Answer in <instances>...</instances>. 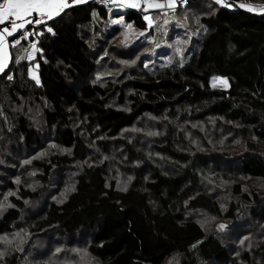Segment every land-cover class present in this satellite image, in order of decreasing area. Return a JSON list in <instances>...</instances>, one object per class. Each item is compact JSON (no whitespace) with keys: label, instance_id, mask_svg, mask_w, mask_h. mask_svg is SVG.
Here are the masks:
<instances>
[{"label":"trees","instance_id":"trees-1","mask_svg":"<svg viewBox=\"0 0 264 264\" xmlns=\"http://www.w3.org/2000/svg\"><path fill=\"white\" fill-rule=\"evenodd\" d=\"M104 4L87 0L34 27L35 60H18L12 50L6 74L0 73V195L14 189L13 158L33 160L41 183L34 191L19 188L17 198L8 199L11 208L0 212V236L14 227L21 232L20 241L27 240L23 254L32 250L26 264H56L49 254L60 245L64 251L57 260L81 245L98 264H264V234L254 250L239 256L229 240L240 217L258 211L256 192L241 193L236 186L223 212L203 181L209 172L264 181V14L216 6L202 17L200 41L182 65L112 81L114 74L106 76L104 69L113 68L99 63L103 70L93 82L88 77L95 59L105 58L116 32L90 46L81 29L91 25L94 12L107 18ZM126 20L145 28L141 13L128 10ZM213 77L226 78L228 87L212 88ZM31 108L38 112L39 130L27 113ZM191 120L208 129L199 141L214 143L213 162L188 143L184 133ZM147 126L153 128L150 139L140 129ZM42 151L49 152L37 160ZM70 172L73 188L58 204L44 200L38 211L27 213L53 180L61 184ZM115 172L131 178L124 191L110 179ZM245 204L255 205V212ZM195 212L226 227L204 231ZM12 247L0 256L1 264H19L23 254Z\"/></svg>","mask_w":264,"mask_h":264},{"label":"rangeland","instance_id":"rangeland-1","mask_svg":"<svg viewBox=\"0 0 264 264\" xmlns=\"http://www.w3.org/2000/svg\"><path fill=\"white\" fill-rule=\"evenodd\" d=\"M106 1V0H100ZM153 2L159 3L162 0H153ZM104 6L107 8V18L100 19L97 16L96 12L93 13L91 25L82 28L81 31L85 34L86 42L91 45V40L102 38L107 36L109 33L112 34L113 31L116 33L111 37L109 46L106 47L108 53L102 54L105 56L104 59H95L94 67L95 70H91L89 73V79L95 82L99 80L98 71L103 70L102 68L98 69L99 63H105V66H110L113 69L107 70L108 67H105V75H113V78L109 79L112 81H118L120 78H128L127 75L141 74L143 69H148L151 71L157 70L156 68L169 65V66H180L185 62V59L188 55L194 50V47L199 43L200 38L203 33L204 26L202 24V17L207 18L211 13H213L214 8L226 7L228 10L232 11L233 9L240 8L241 4L248 5L254 8L253 11L257 14H264V0H221V3H217L216 0H179V4L175 3V7H163V8H152L148 4H144L142 9H146L145 16L149 17V20H145V28L143 30L137 29L131 24L133 22H128L126 20L127 11L130 9L123 5L111 4L110 0L104 2ZM141 9V8H140ZM131 25V27H129ZM117 35V36H116ZM25 39V38H24ZM26 42L20 40V44L16 47V55L18 59L27 57L32 45L29 40V36L25 39ZM22 42V43H21ZM98 69V70H97ZM95 73V74H94ZM104 75V76H105ZM222 78V77H221ZM227 81V80H226ZM106 83V81H101ZM211 87L214 89H226L228 87L221 82V80H212L210 81ZM24 106H21V110ZM35 108L27 110L28 115L34 116V124L37 126V130L40 129L38 126V113ZM151 120V119H150ZM212 123V122H211ZM153 125H155L153 123ZM210 125V123L208 124ZM186 127L187 140L191 147H197L204 153L210 156V162L216 157V149L214 143H208L207 145H201L202 142L199 141L200 138H203L207 132L204 129H200L199 123L191 120ZM143 128V129H142ZM141 130H144L145 133L142 136L143 138H152L153 128L151 126L142 127ZM201 130V131H200ZM212 130H215L212 126ZM195 131V133L193 132ZM197 131V132H196ZM200 132V133H198ZM203 134V135H202ZM210 144L211 148H208ZM52 149V145L48 147ZM49 150V151H50ZM49 151H42L37 156V160H41L46 157ZM219 153L225 154L221 150ZM33 160H28L27 163L22 162L19 158L9 161L15 171L18 173V177L14 180L10 179L13 183L14 189L11 190L4 197L0 195V212H4L11 208V205L8 204V199L12 196L17 198V191L19 188H23L29 191H34L40 188V182L36 178V175L39 174V171L32 164ZM236 164L232 165L234 169ZM223 169V168H222ZM225 170H229L224 168ZM217 172H209L204 178V188L208 193L213 195L215 199L220 203L223 212L229 206L231 200V192L236 186L239 185V190L241 193L249 192L251 190L256 192V196L260 199L261 204L258 206V211L252 214H246L241 216L240 211H236V217H240L239 222L233 230V233L230 235L231 246L234 243L238 246L233 254L234 256H239L241 252L250 251L255 249V243L257 242V237L260 238L264 234V218H258V214L261 212L264 213V181L242 179L235 177L232 174V179H223L219 177ZM115 176H111L110 179L116 181V189L124 191L126 187L130 185L131 179L119 175L115 172ZM73 173H66L64 179L59 184V180H53L52 184L48 186L47 192L44 197L37 201L36 203L30 202L29 207H27V213H32L38 211L41 208V205L44 200H49L50 203L58 204L60 200L66 196V194L73 188ZM72 177V182H71ZM236 202H240L236 199ZM28 204V203H27ZM242 205V204H241ZM245 206L249 211L255 212V205ZM239 212V213H238ZM258 213V214H257ZM26 215V214H25ZM193 218L197 221L199 226L204 231H213V229H220L219 225L224 224L223 220H219L215 217L207 216L203 213H193ZM248 218V219H247ZM254 231V232H253ZM250 233L252 236H248ZM21 232H18L17 228L9 233L8 236H0V244H4L3 249L0 250V256L6 255V250L10 247V244L13 245L11 250H16L21 254L24 253V246L27 243V240L20 241ZM47 240H45L46 242ZM38 246V244H37ZM43 248L42 246H40ZM81 245H77L74 250L67 251L64 259L57 260L58 256L63 250V246L56 247L57 251L49 254L50 258L55 261L56 264H64V262H75L76 264H98L94 259L89 257L86 249H81ZM32 250L26 252L22 256H17L19 258V264H26V258L28 255H31ZM10 253V252H9ZM66 263V264H67ZM175 260H172L169 264H174ZM1 264V263H0Z\"/></svg>","mask_w":264,"mask_h":264},{"label":"snow or ice","instance_id":"snow-or-ice-1","mask_svg":"<svg viewBox=\"0 0 264 264\" xmlns=\"http://www.w3.org/2000/svg\"><path fill=\"white\" fill-rule=\"evenodd\" d=\"M85 2L86 0H2L0 2V25L5 26L0 28V73H5L7 68L9 37H12V46L19 45L20 39H16V34L22 31L25 39L31 35L26 30V26L44 24L46 20L60 16L66 9ZM122 2L130 4L131 7L139 6L137 3L131 2V0H122ZM144 2L152 8H163L165 6L171 8L175 5L176 0H162L159 3L153 2V0H144ZM216 2L221 3V0H216ZM240 7L247 8L249 11L254 10L253 7L244 4H241ZM144 19L149 20V17L145 16ZM47 31L53 32V29L47 27ZM32 47L35 48V44ZM29 72L31 74V69ZM8 78L12 79L11 76ZM218 79L221 80L225 87L227 86L226 78L213 77V80ZM37 83H39L38 79ZM219 227L224 229L226 225L221 224Z\"/></svg>","mask_w":264,"mask_h":264},{"label":"crops","instance_id":"crops-1","mask_svg":"<svg viewBox=\"0 0 264 264\" xmlns=\"http://www.w3.org/2000/svg\"><path fill=\"white\" fill-rule=\"evenodd\" d=\"M87 1V0H86ZM106 1H108V0H106ZM106 1H103V2H106ZM110 2H111V4H116V5H123V6H126V7H128V8H130L129 10H133V11H136V12H138V13H141V14H145V12H143V11H145L146 9H142V7H144V4H145V2H144V0H131V2H133V3H137L139 6L138 7H131L130 6V4H128V3H123L122 2V0H110ZM176 3H177V5L179 4V0H176ZM75 6V5H74ZM166 8H167V6H165ZM173 7H175V5L173 6ZM141 8V9H140ZM172 8V7H171ZM56 18V17H55ZM54 19V18H53ZM53 19H51V20H53ZM51 20H46L45 21V23L46 22H49V21H51ZM33 25H35V24H33ZM42 24H38V25H36L37 27L38 26H41ZM5 25H0V28H2V27H4ZM29 26V25H28ZM28 26H26V29L28 28ZM35 26V27H36ZM46 30H47V27L45 28ZM38 31V29L36 28V32ZM35 31H34V37H32V40H31V45H33L32 44V42H35V33H36ZM18 34H23V32L21 31L20 33H18ZM17 35V34H16ZM11 38L12 37H9L8 38V41H9V49H8V51H9V60H8V62H7V67L9 66V64H10V62H11V57H12V55H11V51L13 50V51H15L16 50V47L18 46H15V48H12V47H14V46H11L12 45V40H11ZM30 38V37H29ZM27 40H25V41H23V42H26ZM22 43V42H21ZM37 53H39L38 52V49L35 47V48H33V47H31V49H30V51H29V53H28V55H27V57L25 58V57H23L22 59H26V60H28V62H33L34 60H35V58H36V55H37ZM29 54H30V56H29ZM16 57H17V59L19 58L18 57V55H16ZM21 59V58H20ZM19 60V59H18ZM30 69H31V74L30 75H33V76H35V74H36V71H37V65L35 64V65H31V67H30Z\"/></svg>","mask_w":264,"mask_h":264},{"label":"built area","instance_id":"built-area-1","mask_svg":"<svg viewBox=\"0 0 264 264\" xmlns=\"http://www.w3.org/2000/svg\"><path fill=\"white\" fill-rule=\"evenodd\" d=\"M38 25V24H35V25H31L30 27H28L26 30L31 33V35H29V37H34V27ZM17 39H20L22 40L23 39V34H21Z\"/></svg>","mask_w":264,"mask_h":264}]
</instances>
